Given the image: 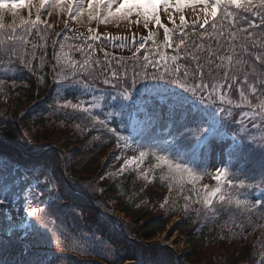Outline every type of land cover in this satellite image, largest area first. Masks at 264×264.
Segmentation results:
<instances>
[{"label":"trees","instance_id":"16d2710c","mask_svg":"<svg viewBox=\"0 0 264 264\" xmlns=\"http://www.w3.org/2000/svg\"><path fill=\"white\" fill-rule=\"evenodd\" d=\"M66 13L67 10L62 6L53 7L48 4L41 7L40 3L37 7L29 9L0 12V16H2L0 24H3V28L0 29V37L4 38L5 47L8 46L7 37L10 33L17 36L23 35L25 41L23 44L17 42L16 51L11 57L0 53V81H3V84H0V132L3 135V140L8 142V144L0 142V153L8 158L13 154H39L47 149L50 138L56 130L71 132L73 136H70L69 139L74 154L71 166L73 186L81 189L75 182H83L84 176L91 177L95 181V185L102 190L104 199L96 198L81 190L89 195L95 204L103 208L108 207L109 199L116 200L120 211L135 220L138 226L136 229H126L127 234L133 235L137 240H152L164 233L172 216L181 212L182 222L177 227L179 233L187 237L189 244L183 256L184 259L193 261V264H200L202 256L207 250L217 248L222 250L224 259L217 264H255L264 252V209L257 208L250 213L245 206L237 207L235 197L232 195L224 203H215L206 207L201 197L199 178L192 180L185 173L173 176L166 165H164L165 168L158 165L156 170L153 158L149 157L151 162L148 164L154 172L152 182L155 186L168 189L173 183L175 184L174 189L179 192L180 185H182L185 193L190 196L185 200L187 203H192V206L181 211L183 204L181 202L177 210L169 216L166 212L155 214L146 209L136 212L126 205L121 195L119 182L107 177L106 174L104 175L109 167L108 164L101 166L103 159L110 160L112 157L110 150L114 147V137L111 132L100 125V108L94 106H98L102 102L106 97V91L109 90L108 86L103 84V80L106 77L111 78L113 71L122 77L120 70L125 68L129 60H118L105 56L100 59L101 68L86 69L82 76L73 77L74 70L85 66L84 61L89 53L78 44L63 42L65 34L58 25V21ZM242 13L246 14L247 12L243 11ZM249 14L252 13L249 12ZM37 15L40 17L39 22H36ZM71 18L80 24H91L95 21H89L86 15L80 17L79 20L74 19L72 15ZM241 19L243 22L237 23L234 28L233 24L229 25L228 22L225 26H219V34L212 35V38L215 41H221L223 31H226L227 35L237 31L239 34L247 36V33L238 31L242 27H247L244 17ZM24 21L30 23L25 25ZM25 28H27L26 32ZM182 33L185 35L184 44L181 46L179 44L181 35L175 37L172 43L171 48L176 49V55L187 58L192 65L193 62L188 54L198 55L205 73L208 74L211 70V77L216 80L222 76L221 69L227 63L226 60L235 57V52L240 60L245 58L246 52L258 54L255 50H250L247 47V51H245L243 43L248 41H242L239 38L236 43L230 40L222 45L219 42L218 45L197 39L199 38L198 34H193L189 30H184ZM210 33L208 32V34ZM201 44L204 45L203 49L198 48ZM63 45H67L70 54V66L67 67L61 66L62 61L58 57ZM209 50L215 51L214 63L211 65L205 59ZM101 53V51H97L96 56ZM61 68H64L69 80L82 83L77 88L79 99L72 89L61 86V76L59 75ZM136 70L139 71V68ZM132 71L133 66L129 65V69L127 66L126 73L129 77ZM205 79L210 82L207 76ZM52 84L53 89L50 91L49 87ZM89 87L96 88L88 91ZM69 101L73 105L88 104L92 116L89 117L87 113H84L81 106L74 109L71 114L73 107H63ZM103 105L110 107L111 103L104 102ZM109 112L110 109L107 108L105 113ZM52 114L61 117L50 119L49 116ZM81 117L84 121L92 123L93 126L86 131L83 127L81 129L83 132L79 134L73 127L72 121ZM112 121H114L113 118L109 122V128L115 126ZM89 135L92 136L87 137ZM254 155L256 158L258 157L257 153ZM252 168L251 165L248 169L232 174V176L237 183L245 180V184H259L262 177L261 172L255 174ZM144 182L139 180L140 185ZM130 186L131 184L126 183L125 190H130ZM142 187L140 186V189ZM135 188L138 186L135 185ZM257 188H248L246 191ZM65 204V200L59 201L56 213L59 219L56 221V227L49 226L51 231L48 234L51 242L48 245V258L51 264H126L127 262L166 264L161 255L165 253L163 249L137 244L127 239L115 221L93 210L78 196L75 195L73 202L68 204V207H65ZM72 209H75V212ZM258 249L259 254L256 259L254 257ZM0 256L7 264H15L17 260L21 259L18 246L0 249ZM212 263L214 261L210 260L209 264ZM168 264L175 263L172 260Z\"/></svg>","mask_w":264,"mask_h":264},{"label":"snow or ice","instance_id":"6c2138e0","mask_svg":"<svg viewBox=\"0 0 264 264\" xmlns=\"http://www.w3.org/2000/svg\"><path fill=\"white\" fill-rule=\"evenodd\" d=\"M31 2L32 0H0V12L27 7ZM49 3L53 7L63 5L64 9L76 20L86 15L89 21L99 20L101 23H106L114 19L128 20L135 16L143 18L144 29H148L149 23L154 21L156 25L162 26L164 29L166 37L165 47H172L170 29L166 25L161 24L158 6H170L173 0H87L86 4L85 0H40L41 7ZM185 4L201 6L200 13L203 14L202 18L198 15L194 24L199 23L204 32L211 31L214 34H219L218 26H222L228 17L234 16V13L229 11L230 7H243V11L251 12L253 16L258 18V22H254L247 17L244 18L247 22V27H242L238 31L247 33V36L241 37V40L251 41L253 47L259 46L264 49V11L259 10L264 9V0H259V9L251 7L253 0H175L176 8L181 11H183ZM218 14H222L219 20L217 19ZM0 19H2V16H0ZM179 20L180 25L183 26L185 17L181 15ZM39 21L40 17L37 15L36 22ZM133 22L141 23L139 19ZM171 22L175 23L174 20H171ZM28 23V21H24L25 25H28ZM2 28L3 24H0V29ZM256 30H260L259 38H257ZM26 31L27 28H25ZM89 31L91 32L92 30L90 29ZM229 35L235 38L236 33H229ZM101 38L99 35L91 37L93 40ZM111 39L117 38L111 37ZM7 40L9 43L5 47V40L0 37V53L9 57L16 51L17 42L20 44L25 42L23 35L17 36L14 33H10ZM148 40H152L153 44H155L151 32H149L147 37H141L135 47V53L145 49V42ZM179 42L184 44V33H181ZM132 44L136 45L135 34L132 37ZM198 48L203 49L204 45L201 44ZM244 50L247 51V48L245 47ZM152 51L153 49H146L147 53ZM158 55L159 59L152 58L149 54L143 55L139 61L133 64V71L130 77L127 74L121 77L117 72L113 71L111 78L106 77L103 80V84L107 85L109 89L106 91L107 99L111 103L112 108L116 110L115 113H108L109 119L113 115L119 117L120 124L126 128L131 127L134 133L138 128L145 133L150 130L154 131L162 126H168L172 129L169 132L171 140H165V145L178 146L181 150L190 153L194 159L198 157L201 161L206 160V157L211 155L217 145L224 144V137L229 134L231 135V141L227 144V155L230 160L241 158L244 147L258 148L264 153V138L257 143L256 137L252 136L243 127V120L240 121L241 127L236 132H231L230 118L232 117V110L225 105H231L232 101L226 100L225 92L237 86L235 81L238 77L235 74L229 75L228 72H225L223 76L218 78L223 83L210 84L205 79L206 74L198 55L194 53L188 54L193 62L191 68L188 63L178 62L181 59L178 54L167 56L158 53ZM214 55V50L208 51L205 59L209 65L214 63ZM133 59H135V54ZM255 59L261 65H264V55H256ZM84 63L87 66L88 61L85 60ZM242 63V61H238L241 66ZM137 68H139V71L136 70ZM207 75L211 76V70ZM121 80H123V83H121ZM149 82H151V89L149 88ZM0 84H3V81H0ZM141 84H144V89H138V85ZM125 85L127 86L125 87ZM164 85H172L174 87L165 89L164 94L158 95L159 104L146 106L150 105L151 102H141L136 99L138 93H142L145 90L159 92ZM239 87L240 95L243 96L245 90L249 87L248 74H245L243 80L240 81ZM250 87L252 94L260 101L257 105L261 109L258 115L264 117V73ZM69 106L73 108L79 107V105L71 104L70 101L68 104L63 105V107ZM82 111L87 113L89 117L92 116L89 108L85 107ZM243 115L249 116L250 114L245 112ZM99 123L109 132L118 136L119 140H124V147H131L127 142V138L119 136L116 127L109 128L108 119L100 120ZM252 127L259 128V125L253 121ZM241 133H244V135H241ZM245 136L249 138L250 142H244ZM119 140L117 141L118 143ZM144 155L143 152H140L141 158ZM135 159L136 157L133 156L132 160L134 161ZM130 162L127 161L126 163ZM166 163H168L169 171L173 176L188 173L192 180L199 178L194 175V168L192 167L180 164H176L173 167L170 162L166 161ZM12 167H16L15 162L0 153V177H2L5 169ZM34 173L37 174L35 176L36 185L38 187L42 185L43 191L36 193V195L41 197L40 204L35 207L30 206L26 212V216L32 219L16 222L13 216L5 212V223L0 226V249L19 247L21 259L17 260L15 264H51L48 258V245L51 242L48 234L51 231L49 226L56 227V221L59 219L56 215L59 201L70 202L75 198L74 190L65 193L64 190L58 189L56 177L51 166L41 168ZM205 174H208L207 169H205ZM226 176L227 169L220 167L215 173V180L219 182L222 177ZM227 182L232 188H238L246 192L248 188L264 186V176L260 178L259 184L255 185L245 184L242 180L238 184H233L230 179ZM26 190L31 196L33 192L31 181H29V186ZM45 192L48 194L47 199L43 198ZM217 194H220L221 201L225 200L222 188L218 185L214 191L206 195V202L211 205L212 198L217 196ZM243 194L242 192L241 195ZM261 197H264V191L261 192ZM13 199L14 182H12L11 187L8 181L0 182V206L11 205ZM229 203H232V201H229ZM235 204L237 207L245 206L246 210L251 213L257 208L264 209V198L255 201H249L247 198L243 200L237 198ZM40 205H43V207H40ZM65 207H68V203L65 204ZM72 211L75 212V209H72ZM76 214L79 215V213ZM0 264H7L2 256H0Z\"/></svg>","mask_w":264,"mask_h":264},{"label":"rangeland","instance_id":"374dc122","mask_svg":"<svg viewBox=\"0 0 264 264\" xmlns=\"http://www.w3.org/2000/svg\"><path fill=\"white\" fill-rule=\"evenodd\" d=\"M37 0H32L34 4H32V7H37L39 3L36 2ZM87 2V0H86ZM46 6V5H45ZM29 6L24 7L27 9ZM200 5H190L185 4L183 7V11L179 10L175 6V0H173L172 5L170 6H164L160 5L158 6V13L161 18V24L166 25L170 29V34L173 37L174 35L180 34L182 29H188L191 28L192 31L198 32V35L201 37L202 41L212 42V44H218V40H214L212 38V35H215L211 32L210 34H206L208 32H204V30L200 27L199 23H195L197 21L198 15L202 18V13H199ZM251 7L259 9V0H253V4ZM241 8H237V13L239 14V17H247L255 22V19L257 17L250 15L249 12L246 14H243L241 12ZM18 10V9H16ZM261 11H264V9H259ZM195 13H197L195 15ZM183 15L185 17V24L183 26L180 25L179 17ZM174 20L175 23H172L171 20ZM140 20L141 23L137 24L139 27H136L133 23V21ZM217 19H220V14H218ZM29 22V21H28ZM30 23V22H29ZM68 36L72 39L81 41L85 44H78L79 47L85 48L89 54L86 55V60L88 61L87 66H84V70H93L95 68H100L99 64L101 61H98L97 59H103L105 56H109L111 58L116 59H125L129 60L128 63H126V66L124 69H121L122 77L127 74V66L129 69V65H132L136 63L139 60H134V54L135 56L138 54H141L142 56L145 54H149L152 58L159 59L158 53L165 54L167 56H171L169 52V47H165L166 37L164 34V29L162 26H158L155 24V22L149 23V28L144 29L143 28V18L142 17H131L127 20L125 24L120 25H114V26H99L96 25L93 27V24L90 26H84V25H74L71 26L68 25ZM219 28V26H218ZM92 30L91 32L89 30ZM105 29L106 33H104L102 30ZM260 31V30H259ZM149 32L153 34V40H155V44H153L152 40H148L145 42V49H141L139 53H135V47L138 45L141 37H147ZM133 34H135V40L136 45L132 44V37ZM93 35H99L102 38L99 40H93L96 41L97 45H99L102 53L98 54L96 56L95 49L93 47V44H91V37ZM217 35V34H216ZM221 35V34H220ZM111 37H116L117 39H111ZM257 38H259V35H257ZM66 41V39H64ZM90 43V44H88ZM248 45V44H247ZM91 46V47H89ZM146 49H153L151 53H147ZM107 54V55H106ZM141 56V58H142ZM58 57H60L62 60H69L70 54L68 53L67 45H63L60 49V54H58ZM190 61V60H189ZM85 62V61H84ZM259 62V61H258ZM119 64L120 61H118ZM129 64V65H128ZM190 68L193 66L191 63H188ZM251 68V63H250ZM229 72L231 70L237 71V69L229 68ZM250 70V69H249ZM79 72L78 70H74V72ZM59 75L62 77V81L66 80L68 77L66 75V72L64 68H61L59 70ZM205 72V70H204ZM249 72V71H248ZM1 73V72H0ZM263 72L259 71L258 69H255L251 71L248 75V81H249V87L245 90V93L243 96L240 95V82H235L237 85L236 87H233L230 90H227L225 92L226 100H231V105H225L226 107H230L232 110V117L230 120L234 123H236L239 128L241 127L240 121L243 120V127L248 130V132L251 133L252 136L256 137L257 143L261 141L262 138H264V117H260L258 113L261 111L257 105L260 103V101L252 94L251 92V84H253L259 76H261ZM208 79H210L211 84L215 83H223L220 80L215 81L214 78L207 75L205 73ZM123 81V80H121ZM163 83V82H161ZM75 84H82L79 81L75 82ZM127 85H125L126 87ZM151 82H149V88L151 89ZM169 87H174L172 85H164L159 92L156 91H150L145 90L142 93H138L137 95H143L146 94V96L152 97L154 96V103L153 105L159 104V99H157L158 95L164 94L165 89H170ZM138 89H144V84L138 85ZM144 98L141 97L140 100H143ZM76 105V104H75ZM79 105V104H78ZM81 105H79L80 108ZM74 109L76 108H72ZM81 109L83 107L81 106ZM249 113V116H244L243 113ZM61 116H55L54 114L50 115V119H59ZM229 119V118H228ZM255 122L259 125V128H253L252 122ZM72 125L75 128V130L80 134L83 131L81 129L85 127V130L89 127H92L93 124L87 121L83 120V117H81L78 120H73ZM79 126V127H78ZM56 130V129H55ZM166 128L165 129H158L155 130L154 134L151 135L148 138L149 146L152 148L151 152L155 153V158L157 161L162 162H170L172 165L177 164L173 163L175 159L177 161H183V156L181 155L180 158L176 157V151L174 149V146L165 145V140H171V138L166 137ZM140 130L137 129V132L134 133L132 130L131 136L128 140V143L131 145V147H124V141L123 143L119 141V143L116 141H113V143H117L116 147H112V157L110 160L105 162V160L101 161V166H106L108 164V169L105 171L104 175L106 174L107 177H112L114 180H118L119 186L121 189V195L123 196V200L126 203V205L136 212H138L140 209H146L149 210V212L152 213H161L166 212L167 215L171 214L172 212L176 211L179 204L184 199H188L190 196H188L187 193H185L183 186L180 185L179 193L177 194V191L174 189L173 183H171V187H169L168 190L156 188L154 186H151V182L146 179L147 176H151L150 172H145V169L143 168L145 158L144 156L140 157V152L138 148H136V140L138 138V132ZM138 133V134H137ZM168 133V131H167ZM137 134V135H136ZM164 134V137L163 135ZM241 135H244V133H241ZM73 136L71 132H63V131H57L54 133V135L50 138V143L48 144L47 150L41 151V153H45L49 150H54L55 153H51L53 155L54 160L50 166L53 169V174L56 177V183L58 189L61 191L64 190L65 193H67V189L65 188V179H67L70 184H72L71 176V166H72V147L70 146L71 142L69 137ZM92 135H89L87 137H91ZM3 139V135L0 133V139ZM244 142H250L249 138L245 136ZM224 144L217 145L215 147V150L211 153L210 156H208L209 161V169L208 172L210 173L207 178L203 182V186L201 187L203 189L202 196L206 197V195L210 194L212 191L215 190V188L219 185L222 188V193L224 196L227 195L230 185L227 182L226 177H222L221 181L215 180V173L218 168L224 167L227 168L228 164L230 163V158L227 155V144L231 141V135H225L224 137ZM247 141V142H246ZM180 149V148H179ZM256 150L258 148H255ZM180 152L183 153V150L180 149ZM60 153L63 154V157L60 155ZM175 156V158L173 157ZM135 156L136 159L133 161L132 157ZM11 160V159H10ZM15 160V159H13ZM19 160V161H17ZM12 161V160H11ZM127 161H131L130 163H126ZM194 161L188 167L194 168ZM14 162V161H13ZM16 162L21 165H16V167H12L10 169H5L2 177H0V182L2 181H8L10 187L12 186V182H14V199L10 208V215L15 218L16 222H22L24 220H30L32 218H28L26 216V212L29 210V207H35L38 204H40V199L36 193L43 191V186H37L35 182V176L37 175L34 173L35 171L44 168L45 166H42L40 161H29L28 159L24 157H17ZM157 167L154 166V168L158 169V164L155 163ZM154 164V165H155ZM126 165V166H125ZM28 166V168H26ZM25 167V168H22ZM123 169V170H121ZM146 176V177H145ZM65 178V179H64ZM87 178H90V180H87ZM84 181H78L75 182L84 192L87 194L94 196L99 199H104L102 190L95 185V181L91 179L89 176L83 177ZM139 180L145 181L143 184L140 185ZM29 181H31V188L33 190L31 196H29L28 191L26 190L29 186ZM131 184L130 190H125V184ZM73 185V184H72ZM135 185L138 186V188H135ZM140 186H143L140 189ZM80 189V190H81ZM81 190V191H82ZM82 191V192H83ZM264 191V190H263ZM47 193L45 192L44 199H47ZM88 195V196H89ZM175 198V199H174ZM177 200V204L174 206V202ZM206 201V200H205ZM218 201L219 203L222 202L220 200V194H217V196L212 198V202ZM61 204V203H60ZM207 205H209L206 202ZM106 212L110 213V215L116 217L119 222L122 224V228L124 230L126 229H136L138 226L135 223V220H132L130 217L125 215L123 212L120 211L118 208V204L116 200L109 199L107 204ZM40 207H43V205H40ZM7 207L0 206V226H3L5 223L4 221V213L7 212ZM180 219L178 217L172 219V222L169 223L164 233L158 235L151 241H144L143 244L145 245H152V244H161L163 246H168L169 248L175 250L173 247L178 249L179 251V260L181 264H193V261H187L183 258L185 255L189 244L187 237L178 231V224H180ZM167 234L168 237H173L175 235L176 239L172 244H169L167 242V237L165 238L164 235ZM131 237H134L133 235ZM163 249V248H161ZM165 253L161 254L162 259H164V263L168 264L170 262L176 264L174 256L168 252L166 249L164 250ZM222 250H218L217 248H211L210 250H207L203 256H202V262L200 264H209L210 260L217 264L219 262H222L223 254ZM257 254H259V249L255 253V257L257 258ZM170 256H172L170 258ZM263 257V258H262ZM262 260L258 262L259 264H264V256H262ZM195 262V261H194ZM257 262V261H256ZM255 262V264H256ZM222 264V263H221Z\"/></svg>","mask_w":264,"mask_h":264},{"label":"water","instance_id":"95a60500","mask_svg":"<svg viewBox=\"0 0 264 264\" xmlns=\"http://www.w3.org/2000/svg\"><path fill=\"white\" fill-rule=\"evenodd\" d=\"M67 184L70 186L69 182H67ZM70 187H71V186H70ZM71 189L74 190L76 194H78L79 196H81V197L86 201V203H87L90 207H92V208H94V209H96V210H99V211L103 212L98 206H96L95 204H93V203L90 201V199L87 198L85 195H83V194L80 193L78 190L74 189L73 187H71ZM103 213H104V212H103ZM114 219H116V218H114ZM116 220H117V219H116ZM117 221H118V223L120 224L121 229L123 230V228H122V224L119 222V220H117ZM143 243H144V242H143ZM152 246L165 248V249L171 251L172 253H174V254L177 256V254L175 253V251H174L173 249L169 248L168 246H163V245H158V244H152ZM177 262H178V264H181L179 259H177Z\"/></svg>","mask_w":264,"mask_h":264},{"label":"bare ground","instance_id":"6f19581e","mask_svg":"<svg viewBox=\"0 0 264 264\" xmlns=\"http://www.w3.org/2000/svg\"><path fill=\"white\" fill-rule=\"evenodd\" d=\"M197 11H199V13H200V10H197ZM197 13H195V15H196ZM136 27H139L138 25H137V23H133ZM10 206V205H9ZM9 206H2V207H7V212L8 213H10V207ZM164 237L166 238L167 237V242L169 243V244H172L174 241H175V239H176V237H175V235L173 236V237H168V235L167 234H165L164 235ZM173 245V244H172ZM174 249H175V253L176 254H178L179 255V251H178V249H176L175 247H173Z\"/></svg>","mask_w":264,"mask_h":264}]
</instances>
